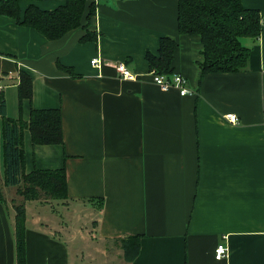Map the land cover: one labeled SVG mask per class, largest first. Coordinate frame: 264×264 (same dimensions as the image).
Here are the masks:
<instances>
[{"label": "crops", "instance_id": "0c3cea01", "mask_svg": "<svg viewBox=\"0 0 264 264\" xmlns=\"http://www.w3.org/2000/svg\"><path fill=\"white\" fill-rule=\"evenodd\" d=\"M91 1L89 26L60 39L0 15L7 116L29 121L32 108L62 110L64 144L37 145L24 130L25 171L64 168L66 201L75 205L60 225L47 206L23 201L26 264H264V0H242L262 23L259 38L243 40L247 68L204 76L201 38L179 32L178 0ZM32 3L53 10L65 0H21L22 11ZM87 31L97 40L81 41ZM165 35L178 42L174 72L194 94L162 90L149 75L146 53L158 55ZM97 56L101 66L91 64ZM122 61L137 80L119 77ZM9 71L19 79L5 78ZM22 71L33 96L21 102ZM1 130L0 116V264H17V211L8 196L16 186L5 182ZM82 210L90 236L74 218ZM134 235L139 254L119 261L122 240ZM221 243L229 256L217 259Z\"/></svg>", "mask_w": 264, "mask_h": 264}, {"label": "trees", "instance_id": "16d2710c", "mask_svg": "<svg viewBox=\"0 0 264 264\" xmlns=\"http://www.w3.org/2000/svg\"><path fill=\"white\" fill-rule=\"evenodd\" d=\"M34 1V0H32ZM21 0H0V15L15 19L17 24L38 30L48 39H60L78 27L90 24L96 7L91 0H65L56 9H42L30 4L23 12ZM90 2V3H89ZM178 29L181 34L199 35L202 43V59L199 61L201 75L208 73L237 72L247 68L251 48L244 45V38L257 39L262 33L260 11L247 8L242 0H178ZM84 20L86 23L84 25ZM95 32L87 31L81 41L97 40ZM176 38L165 35L159 44V54L146 53L150 71L171 75L173 60L178 50ZM78 77L71 67L65 68ZM18 95L32 99L30 75L20 74ZM5 99L0 94L1 139H3L5 182L16 186L24 200H38L43 195L51 199H68L66 170L35 169L26 173L24 153V130L28 128L35 144H64L62 110L31 109L29 121L8 117ZM16 214L17 264H26V218L25 203L14 205ZM140 235L122 240L126 256L133 260L140 252Z\"/></svg>", "mask_w": 264, "mask_h": 264}, {"label": "built area", "instance_id": "2783aa9c", "mask_svg": "<svg viewBox=\"0 0 264 264\" xmlns=\"http://www.w3.org/2000/svg\"><path fill=\"white\" fill-rule=\"evenodd\" d=\"M101 61L99 56L94 57L91 61L92 65L95 66H101ZM117 73L120 78H124L127 80L135 81L138 78L136 77L135 73L130 69L128 63L125 61L117 63ZM152 77L153 82L159 86L162 90L175 88L178 91H180L181 94H194L195 91L190 89L188 87V81L185 76L182 74L173 72L171 75H163L155 71V69H152L149 74ZM5 78H16L19 79V75L15 71H9L7 75L4 76ZM4 88V85L0 82V90ZM225 117L232 123L237 124L238 123V117L234 113H227L225 114ZM230 247L227 246V244L221 243L217 246L215 257L217 259L226 258L229 256Z\"/></svg>", "mask_w": 264, "mask_h": 264}, {"label": "rangeland", "instance_id": "374dc122", "mask_svg": "<svg viewBox=\"0 0 264 264\" xmlns=\"http://www.w3.org/2000/svg\"><path fill=\"white\" fill-rule=\"evenodd\" d=\"M244 40V39H243ZM10 196L9 198H14V203H17V204H20V203H24V198L23 196H21L18 192H17V187L16 188H11V191L9 192V195ZM22 200V201H21ZM69 202L70 201H66L65 199H52L43 195L40 197V199L37 200V203L40 205H44V206H47V211L49 212V215L51 217H54L56 219H58L60 225H63L61 223V221H68L69 220V217H73V214L75 213V211H72V208H74L75 205H72V202L70 203L69 205ZM70 211V212H69ZM84 217H87L89 218V211L88 210H82V214L81 216H77V217H74V218H77L81 221V224L82 227H83V231L85 233H87L86 235L90 236L91 235V230H88L86 231L87 229H89L88 226H86L87 222L86 220L82 219ZM118 247H120V245H118ZM121 248L122 250L124 251L123 252V255L119 257V261H124L126 263H128L130 260V257L126 256L125 254V250H124V247H123V242H121ZM115 257H117V255H115Z\"/></svg>", "mask_w": 264, "mask_h": 264}]
</instances>
